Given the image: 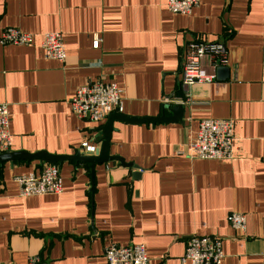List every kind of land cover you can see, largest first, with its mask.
Returning a JSON list of instances; mask_svg holds the SVG:
<instances>
[{"label":"crops","instance_id":"obj_1","mask_svg":"<svg viewBox=\"0 0 264 264\" xmlns=\"http://www.w3.org/2000/svg\"><path fill=\"white\" fill-rule=\"evenodd\" d=\"M166 0H0V32L17 28L30 46L0 45V104L10 113L8 152L80 153L100 127L77 120L69 102L93 80L122 90L126 117L154 118L183 105L182 123L114 122L109 155L131 163L96 166L93 192L84 164L57 166L62 193L22 198L13 178L45 164H0V264H106L108 243L141 244L150 264H180L192 236L221 241V264H264L263 0H200L190 15ZM60 33L66 59H45V33ZM99 41L97 49L93 41ZM191 41L224 44L228 66L212 84L181 83ZM221 69V70H220ZM219 70V71H218ZM168 115V113H166ZM205 119L234 121L233 159L189 160L187 147ZM246 216L245 233L226 221Z\"/></svg>","mask_w":264,"mask_h":264},{"label":"built area","instance_id":"obj_2","mask_svg":"<svg viewBox=\"0 0 264 264\" xmlns=\"http://www.w3.org/2000/svg\"><path fill=\"white\" fill-rule=\"evenodd\" d=\"M200 0H166L165 8L174 15L188 16L197 8ZM264 11V0L262 3ZM34 36L17 28L7 27L0 32L1 46H30ZM99 41H93L97 49ZM45 59L60 63L66 59L63 39L60 33L50 32L42 36L40 43ZM208 60L214 71L228 66V57L223 43L219 41H191L186 43L181 56V83L186 86L212 84L216 80L213 72H207L202 65ZM71 114L81 121L98 127L111 113L122 111V90L115 83L93 80L79 87L69 102ZM10 113L6 104H0V153L8 152L13 137L9 130ZM234 121L231 119H205L198 123L195 136L187 147L189 160L230 161L233 159ZM99 141H85L80 146L83 155H94ZM22 198L59 195L62 193V180L56 165H45L38 173H29L13 178ZM236 232L245 233L246 216L230 213L226 218ZM106 264H150L144 246L132 244L121 246L108 243L103 249ZM223 252L221 241L215 237H190L185 246L180 264H221ZM28 264H47L41 256H33Z\"/></svg>","mask_w":264,"mask_h":264},{"label":"water","instance_id":"obj_3","mask_svg":"<svg viewBox=\"0 0 264 264\" xmlns=\"http://www.w3.org/2000/svg\"><path fill=\"white\" fill-rule=\"evenodd\" d=\"M221 70V69H220ZM219 71V70H218ZM184 112V106L181 105H169L166 103L161 109V115L154 118H134L126 117L121 113H111L107 116L105 123L100 127L99 133V147L95 151L94 155H83L76 153L72 156H55L49 155L45 152L26 153L24 151L19 152H5L0 153V164L9 162L12 166L15 162H38L45 165H61L63 162H70L74 164H84L88 166L89 178L91 180L90 191L93 192V177L96 166L106 164L108 162H117L121 167L138 170L137 167L131 163H125L122 159L109 155L110 139L112 133V125L114 122L126 123V124H146V125H159L169 123H182ZM168 113V115H166Z\"/></svg>","mask_w":264,"mask_h":264}]
</instances>
